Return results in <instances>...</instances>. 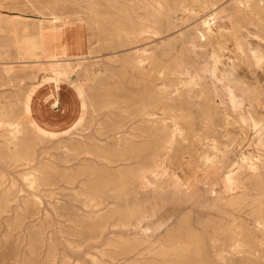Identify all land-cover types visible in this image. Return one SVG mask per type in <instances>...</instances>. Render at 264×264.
Segmentation results:
<instances>
[{
    "label": "rangeland",
    "instance_id": "obj_1",
    "mask_svg": "<svg viewBox=\"0 0 264 264\" xmlns=\"http://www.w3.org/2000/svg\"><path fill=\"white\" fill-rule=\"evenodd\" d=\"M231 3L233 0H224L218 7L229 8ZM198 4L197 18L188 21V24L190 22L195 25L203 19H207L209 24L219 21L213 16L215 7ZM202 12L203 14H201ZM2 15H5V12L0 10V16ZM92 34L91 30H87V47H96L97 45L92 39ZM177 36L178 33L175 32L167 38L173 39ZM222 40L225 41L226 47L234 52L230 55L226 52V56L234 58V55H237L235 59L236 65H238L237 73L244 75L246 80L251 82L250 85L264 98V56L258 62L249 48L254 47L262 50L263 53L264 49H261L256 42L251 45L243 41L245 52L241 53L235 48L234 39L230 34H225ZM161 41L159 40L158 44ZM2 42L0 37V110L7 111L9 109L11 112H15L17 107L20 108L24 104V109L33 125L39 132L49 137L51 143L49 141V143L37 144L34 148L33 160L29 164H14L12 161L8 162L9 159L5 156V153L14 149L13 141H10L4 129L0 128V264H154L153 261L158 260L154 252L159 247L155 241L158 238L166 237L176 221L183 218L188 227L190 224L194 226H190L193 238L196 235L194 239H204L203 255L209 262L213 261L212 264H264V245L259 244L264 241V229L262 233L260 225L255 222L256 218L264 217V193L259 189L261 185H264V168L260 170L257 178L246 170L242 174V181H246L247 187L244 194L240 190H236L228 195V197L236 196L240 198V201H244L242 203L244 209L237 215L239 221L236 225L243 221L246 224V226L244 223L241 225L245 235L238 236L245 243L243 247L245 250L242 249L244 251L241 250L233 255L226 253L224 262L217 259L220 249L228 247L227 245L231 242L230 236L234 237V232L237 231L235 229L233 232V227L235 228L236 225L231 226L233 220L227 215L230 208L219 202L223 195V178L228 174L230 168H235L237 163L243 162L240 160L242 157L252 156L253 159L261 155L264 157V153L258 149L259 147L253 140L256 137L255 134L253 132L246 134L247 136L241 134L239 124L233 122L236 115L231 110L223 108L218 102L215 106L207 104L209 107H206L201 97L191 96L198 92L197 89L191 90L189 93L185 90L181 93L169 92L163 89L159 83L155 86L153 94L157 99L159 97L158 101L160 103L162 101L163 106H169L170 113L163 115L159 110H155L156 113H159L157 115L160 118H167L162 119L161 127L168 128L167 133L158 137L156 143L158 152L155 148L153 151L152 147H149L151 138L145 137V139H135L136 143L142 141L144 148L134 156L119 154L109 150V144L113 142L111 134H106L104 130L110 126L113 118L112 110L114 112L115 109L109 107L111 110L106 111L99 108L103 105V97L106 100L108 97V102H113L128 97L132 90H137L138 93L147 96L148 93L143 86L145 82H140L143 80L141 76L132 74L130 70L125 71L123 60L105 54L106 51L100 53L102 56H87L85 59L61 55L56 57L58 59L43 57L35 61L23 62L33 59L24 57L22 52L13 48H9L10 50L6 54L2 48ZM168 42L169 40L165 41V43ZM154 51L160 52V49ZM210 51L211 47L208 46L205 51L198 52L196 61H205L209 65L211 62ZM160 55L161 53H157L156 57L163 60ZM53 64L58 65L59 69L54 70ZM141 64L144 65V69H147L151 62L143 58ZM145 80L150 81L151 78L145 77ZM53 84L57 87L58 102L53 106L52 111L45 112L38 107L45 103V94L41 92L45 91L46 85ZM137 85L139 86L136 87ZM181 95L185 97L187 104L183 106V111H180L178 105ZM93 96L95 97L94 108L98 111L95 112L91 128L80 132V126L88 118L86 105L89 98L93 99ZM167 99L168 101H166ZM216 101L218 100L216 99ZM127 104L121 103L120 106ZM97 105L100 106L97 108ZM263 107H258L254 111L256 112L255 116L259 119L262 116L264 119ZM218 109L220 110L217 111ZM100 110L102 114H100ZM209 110L214 113L213 126L217 129V133L214 135L208 134L211 129L207 118ZM177 113H187L191 117L184 120L179 119L180 121L175 123L176 120L171 118V115H178ZM227 113L229 117H225ZM158 116L145 118V120L158 124ZM84 117L87 118L84 119ZM136 120L138 119L131 121V126L137 125ZM175 126L181 128L173 135L170 130ZM50 128L54 129L53 133L48 132ZM96 130L99 131L95 132ZM197 137H216L220 144H228L233 137L236 138V142H232L230 148H227L223 159L221 154H218L220 160L225 161L224 166L218 163L219 167L212 168L210 162L205 164V160L202 158L205 156L212 158L214 151L208 149L210 146L198 145ZM77 143L99 146L100 149L105 150L104 153H109V164L101 156L85 155L81 153V149H74L73 144ZM146 145L147 147H145ZM153 158L155 161L151 163ZM81 163L83 165H80ZM37 164H40L37 166V169L40 170L34 171ZM131 167L132 169H130ZM134 170L138 174L141 172L140 176ZM65 174L67 177H64V181ZM147 174L148 176H146ZM33 175L39 178L38 185H31L24 179ZM124 177H126V182H123ZM59 179H62L61 182L58 181ZM70 179H72L71 182ZM147 180L149 183L146 182ZM257 180L260 182H256ZM247 181L250 183L248 184ZM144 183H147L148 186L147 184L145 186ZM12 190L15 194L11 193ZM193 193L196 194L197 199L185 201ZM178 197L184 201L181 208L177 210L174 203ZM198 199L202 202L206 201L207 206H212L211 210L210 207H206L201 211L200 205L196 203ZM250 200H254L258 204ZM199 218L206 222V226L202 227L196 224ZM161 223H165V226L157 231L156 229ZM165 227L169 228L167 232L164 231ZM228 227L230 229L227 231L225 228ZM177 230L180 234L183 233L181 228L178 227ZM230 231L234 235H231ZM210 237L218 239L213 241V246L207 244ZM147 239L152 241L151 246L143 250ZM134 249L142 250V254L134 256Z\"/></svg>",
    "mask_w": 264,
    "mask_h": 264
},
{
    "label": "bare ground",
    "instance_id": "obj_2",
    "mask_svg": "<svg viewBox=\"0 0 264 264\" xmlns=\"http://www.w3.org/2000/svg\"><path fill=\"white\" fill-rule=\"evenodd\" d=\"M222 1L224 0H0V10L5 12V15L0 16V37L3 41L2 48H4V52L6 54L9 52V48H13L14 50L17 49L22 52L24 57L33 59L25 60L23 62L35 61L36 59L43 57L47 59H58L56 57L61 55L85 59L87 56H102L100 53L106 51L105 54L115 56L123 60L122 62H124L123 64L126 67L125 71L130 70L132 74L141 76L143 80L140 82H145L143 86L145 87V91L148 93L147 96L138 93L137 90H132L128 97L113 102H108L109 99L107 96V100L103 97L104 95L102 96L103 98L100 96L104 100H102L103 105H99V109L106 111L110 109L109 107H114L115 109L114 112L112 110L113 118L111 119L112 122L110 126L104 129L106 134H111V140L113 142L109 144V150L116 151L119 154H131V156H134L135 153L140 152L142 148H144L142 141L136 143L135 139H145V137H148L149 139L151 138V146L149 145V147H152V149L157 148L156 143L158 137L167 133L168 128L161 127L160 122L163 118H160L157 115L159 113H156L155 110H159V112L163 115H165V113H170L168 108L169 106H163L164 104L162 101L161 103L158 101L159 97L157 99L153 94L155 86L160 83L162 88L169 92L174 91L181 93L185 90L189 93L191 90L197 89L198 92L191 94V96L197 98L201 97L206 107H209V104L215 106V104L218 102V104L223 106V108L231 110L236 115L233 118V122L235 124H239L241 134L246 135L253 132V134L256 136L253 140L259 147L258 149L262 150L264 153V119H262L263 116L261 119L256 117V112H254L256 111V108L264 106V98L261 97V93L259 91L250 85L251 82L247 81L244 75H239L237 73L238 65H236L235 62L237 55H234V58L226 56V52L229 53L228 55H230V53L233 54L234 52L226 47L224 44L225 41L222 40L225 34H230L234 39L235 48L241 53L245 52L243 49V41L251 45L253 42H256V44L261 49H264V0H233V3H231L232 5L229 8H220L218 6L221 5ZM198 3H201L203 6L215 7V10L213 9V16L219 21L209 24L207 19H203L200 22H198L197 19V24L192 25L190 22L188 24L187 22L194 20L198 14ZM201 14H203V12ZM179 15H181V17H179ZM213 27H215V31ZM251 27L253 28L251 29ZM87 30L92 31V39L95 40V43L97 44L96 47H87ZM175 32L178 33L177 37L173 39L167 38L172 36V34ZM159 40H162L160 44H158ZM166 40H169V42L165 43ZM208 46L211 47V53L209 54L211 62L209 65H207L205 61H196L198 52L205 51ZM157 49H160V52L154 51ZM249 51L254 53L255 56L253 55V57H255L258 62L263 59L264 53L262 50L251 47L249 48ZM157 53H161L160 56L163 57V60L156 57ZM246 55L248 54L246 53L245 56ZM249 56L252 57L251 54H249ZM143 58L151 62L149 68L147 67V69H144V65L141 64ZM59 63L61 62L59 61ZM62 65L65 66V64ZM58 67V65L53 64V68H55L54 70H57ZM145 77L151 78V80L146 81ZM256 81L257 80H255V83H257ZM121 86L119 85V87ZM138 86L139 85L136 87ZM98 91L100 90L98 89ZM41 93L45 94V103L39 105V109L45 112L52 111L53 106L58 102L57 87L54 84L46 85L45 91H42ZM94 98L95 97L93 96V99L89 98L88 100L86 105L88 118L84 117V119H87H83L85 122L80 126V132L91 128L93 119L95 118V112L98 111L96 108H94ZM216 99L218 101H216ZM166 101H168V99ZM178 101L180 111H183V106L187 105L185 102V97H180ZM121 103L130 104L120 106ZM99 106L97 105V108ZM101 110L100 114H102ZM219 110L220 109L217 111ZM228 113L225 115V117H229ZM189 115L190 114L187 113H181L175 116L172 114L171 118H174L176 123L179 119L184 120L188 117H191ZM155 116L159 117V125L154 124L153 122H147L145 120V118H154ZM207 118L209 119V124L211 126L208 134L214 135L217 133V129L213 126L214 113L210 112L209 110ZM135 119H138L136 120L137 125L131 126V121ZM164 119L167 118L164 117ZM53 127L56 126L53 125ZM0 128L4 129V132L10 138V141H13L14 149L5 153V156L7 159H9L8 162L12 161L14 164H29V162L33 160L35 146L37 144L49 143L50 141L49 137L39 132V130L33 125L26 110L24 109V104L20 108L17 107L15 112H11L9 109L7 111L0 110ZM180 128V126H175V128L172 129L171 127L172 130H169L170 133L173 134L176 133V131H178ZM53 130V128H50V131L48 132L53 133ZM97 131L99 130H96L95 132ZM172 139L174 138L172 137ZM91 141L92 140L90 139V142ZM232 142H236V138L233 137L228 144H220L216 137H197L198 145L210 146L208 149H212L214 151V156H212V158H209L208 156H205L204 158L200 156V158L205 160V164H207L206 162H210V166L212 168L219 167L218 163H221V166H224L225 161L222 159L225 156L227 148L232 144ZM73 146L74 149H81L82 154L93 157L101 156L109 164V153H104L105 150L100 149L99 146L95 144L83 145L80 143L73 144ZM170 146L173 147L171 144ZM145 147H147V145ZM161 147L162 145L160 148ZM164 147L166 148V146ZM155 149H153V151H155ZM156 151L158 152L157 149ZM219 153L221 154V160L220 156L218 155ZM240 160L243 162L236 164V170L234 167L232 169L230 168V170H228V174L223 178V195L219 199V202L224 204V206L226 205L225 207L230 208V211H228L227 215L233 220L231 226H235L237 221H239L237 219V215L242 209H244V205H242L244 201H240V198H237L236 196L228 197V195L236 190H240L242 193L246 191V181H242V174L246 170L250 171V173H252L254 176H256L255 178H257L260 170H263L264 168V157H262V155L257 156L254 159L252 156L242 157ZM154 161L155 160L153 158L151 163ZM39 165L40 164L36 165L34 171L40 170L37 169V166ZM80 165L83 164L81 163ZM130 169H132V167ZM68 171L71 172L70 170ZM149 171L151 172V170ZM135 172L137 173V171ZM38 173L40 174V172ZM66 174L68 175L70 173ZM66 174L64 176L62 175L63 180L65 176L67 177ZM139 174L137 173V175ZM148 174L146 176H148ZM24 179L31 185H38L37 181L39 178L36 175L31 177L27 176ZM60 180L62 179H59L58 181ZM71 180L72 179H70V182ZM259 180L256 182H260ZM76 181L78 182V180ZM126 181V177H124L123 182ZM248 181L247 183L249 184L250 182ZM146 182L149 183L148 180ZM147 183H144V185ZM259 189L264 193V185H261ZM12 192L13 190L11 193ZM177 193H179L178 190ZM13 194L15 193L13 192ZM196 199L197 196L193 193L187 197L185 201H194ZM244 200L246 201V199ZM183 201L184 200L181 197L177 198L176 203H174L177 210L178 208H181ZM205 202L206 201L202 202L200 199H198L196 203L200 205L199 207L201 208V211L206 207H210L211 210L212 206H207ZM251 202L256 201L253 200ZM256 204H258V202H256ZM183 220L185 219H178L176 224L173 226V229L168 232L166 237L158 238L155 241L159 247L157 250L155 249L156 252H154V255L158 257V260H160L153 261L154 264H212L213 261L209 262L203 255L205 249L204 239H194L196 232L194 231L195 233H193V235L195 236L193 238L191 233L192 230H190L191 224L188 227L186 225V220V223ZM255 222L256 224L260 225V229L263 233L264 217L256 218ZM242 223H244V221L238 223L235 228L233 227V232L235 229H237V231L234 232L235 235L230 231L231 235H234V237L230 236L229 238V240H231L230 244L227 245L228 247L226 249L221 248L220 252L217 254V259H219L221 262L226 260V253L233 255L239 253L242 249L245 250V248H243L245 243L242 242L240 238H238V236H242L243 234L242 230L244 229L241 227ZM196 224L203 227L206 222L200 220L199 218L197 219ZM164 226L165 223H161L156 230L158 231L161 228H164ZM176 227L181 228L183 233L180 234ZM247 227L249 229V226ZM257 227L259 229V226ZM168 229L166 228L164 231L167 232ZM225 229L228 231L230 228L228 227ZM217 240V238L215 239L210 237L207 241L206 238V241L208 242L207 244L212 246L213 241ZM151 242V240L147 239L144 246L145 248L142 249H148L151 246ZM259 244L264 245V241H261V243L259 242ZM139 249H134V256L142 254V250Z\"/></svg>",
    "mask_w": 264,
    "mask_h": 264
}]
</instances>
